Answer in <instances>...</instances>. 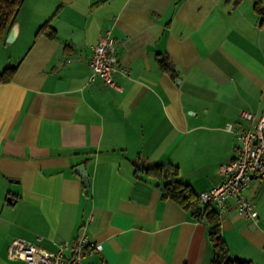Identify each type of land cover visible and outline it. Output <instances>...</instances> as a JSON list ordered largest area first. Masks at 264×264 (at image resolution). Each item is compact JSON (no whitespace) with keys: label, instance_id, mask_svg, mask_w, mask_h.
<instances>
[{"label":"crops","instance_id":"crops-1","mask_svg":"<svg viewBox=\"0 0 264 264\" xmlns=\"http://www.w3.org/2000/svg\"><path fill=\"white\" fill-rule=\"evenodd\" d=\"M14 24L0 39V74L17 67L0 81V264H28L7 257L15 240L54 251L81 231L101 246L82 264H211L207 224L135 164L176 166L197 196L222 181L225 125L264 115V0H23ZM106 30L130 71L117 88L89 83ZM243 197L257 217L230 199L221 235L232 258L264 264V180Z\"/></svg>","mask_w":264,"mask_h":264},{"label":"built area","instance_id":"built-area-1","mask_svg":"<svg viewBox=\"0 0 264 264\" xmlns=\"http://www.w3.org/2000/svg\"><path fill=\"white\" fill-rule=\"evenodd\" d=\"M115 44L110 30L99 36L88 61L91 70L89 83L99 79L104 85L117 88L114 75H130L129 69L118 60ZM238 118L246 123L245 127L232 123L224 127L235 137L236 155L220 167L222 181L200 193L198 199L202 209L215 210L219 215L226 211L228 200L234 199L238 214L244 220H250L257 217V212L254 205L244 199L243 191L249 188L253 180H264V115L241 110ZM100 250L101 246L91 243L81 231L71 241L59 244L54 251L15 240L8 247L7 257L28 264H82L86 254Z\"/></svg>","mask_w":264,"mask_h":264},{"label":"trees","instance_id":"trees-1","mask_svg":"<svg viewBox=\"0 0 264 264\" xmlns=\"http://www.w3.org/2000/svg\"><path fill=\"white\" fill-rule=\"evenodd\" d=\"M23 4V0H0V39H2L15 23V18ZM256 9L259 13L261 10L256 3ZM42 26L38 32H40ZM48 37H54V31L48 33ZM158 63L164 71L172 72L171 65L166 59H159ZM16 66L6 68L0 74V81H9ZM135 171H143L146 175L157 178L163 181L160 187L162 197L170 199L178 204L182 209L189 210L190 213L197 217L199 221H205L208 226V239L213 251L211 264H252L248 261H241L232 258L229 255L228 248L222 238L220 229V216L212 209H200L199 199L196 194L189 188L188 185L178 181V169L172 164L158 165L152 167H139L135 164Z\"/></svg>","mask_w":264,"mask_h":264},{"label":"water","instance_id":"water-1","mask_svg":"<svg viewBox=\"0 0 264 264\" xmlns=\"http://www.w3.org/2000/svg\"><path fill=\"white\" fill-rule=\"evenodd\" d=\"M17 32H18V27L16 24H14L10 31H9V34L6 38V43H12L15 38H16V35H17ZM75 172L81 177V180H82V183L83 185L85 186V188H88L89 184H88V181H89V178H88V174L86 173L85 169H84V166L83 165H80L78 167L75 168ZM204 224H206V222L204 221Z\"/></svg>","mask_w":264,"mask_h":264}]
</instances>
